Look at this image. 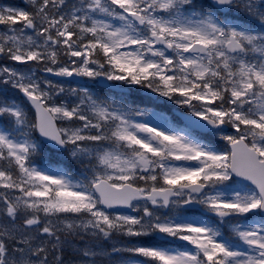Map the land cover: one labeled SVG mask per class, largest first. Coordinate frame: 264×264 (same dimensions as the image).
<instances>
[{"label":"snow or ice","instance_id":"6c2138e0","mask_svg":"<svg viewBox=\"0 0 264 264\" xmlns=\"http://www.w3.org/2000/svg\"><path fill=\"white\" fill-rule=\"evenodd\" d=\"M0 264H264V0L0 2Z\"/></svg>","mask_w":264,"mask_h":264},{"label":"trees","instance_id":"16d2710c","mask_svg":"<svg viewBox=\"0 0 264 264\" xmlns=\"http://www.w3.org/2000/svg\"><path fill=\"white\" fill-rule=\"evenodd\" d=\"M0 2H3V0H0Z\"/></svg>","mask_w":264,"mask_h":264}]
</instances>
